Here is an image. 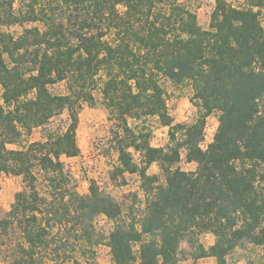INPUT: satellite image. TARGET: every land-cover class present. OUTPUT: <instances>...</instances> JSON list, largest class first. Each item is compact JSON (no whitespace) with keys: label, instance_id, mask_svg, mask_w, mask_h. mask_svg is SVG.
<instances>
[{"label":"trees","instance_id":"1","mask_svg":"<svg viewBox=\"0 0 264 264\" xmlns=\"http://www.w3.org/2000/svg\"><path fill=\"white\" fill-rule=\"evenodd\" d=\"M214 2L204 30L179 0H0V174L23 182L0 207L9 264H97L101 245L112 264H231L251 248L261 250L247 264H264V0ZM162 79L192 88L195 122H174ZM98 103L117 154L108 184L138 181L120 197L93 180L81 194L63 160L79 155L80 113ZM151 119L169 129L167 145H151ZM38 128L44 140L26 143Z\"/></svg>","mask_w":264,"mask_h":264},{"label":"rangeland","instance_id":"2","mask_svg":"<svg viewBox=\"0 0 264 264\" xmlns=\"http://www.w3.org/2000/svg\"><path fill=\"white\" fill-rule=\"evenodd\" d=\"M189 9L196 13L198 22L204 30L209 29L210 15L214 9V0H179ZM236 6L246 0H231ZM264 26V12L262 16ZM34 25H27V27ZM14 34H20L23 31L21 26H14L10 29ZM162 85L166 90V100L168 110L175 123H193L199 117L198 108L193 101V90L188 85L174 86L167 79H162ZM51 90L55 94L65 92L64 83L54 85ZM1 94V87H0ZM99 97V96H98ZM99 100V99H98ZM152 135L151 145L162 147L169 142V129L159 124L157 119H151ZM218 122V113H213L207 118L205 129V141L207 146L213 141L216 133ZM53 128H65L67 126V115L56 117L52 120ZM111 122L108 120V111L104 105L98 103L91 108L84 106L80 113V124L77 131V142L80 153L77 157L66 158L63 160L70 170L73 179L77 184L78 191L83 194H89L90 181H96L102 188L108 190L115 196H123L129 191L138 190V181L134 176H128L129 184L125 187L118 188L108 184V171L117 164V154L111 150ZM44 140L43 132L40 128L34 129L31 135L26 137V143ZM110 151V152H109ZM138 158V157H137ZM180 167L185 171L196 169L195 164L187 163L183 160ZM149 174L159 173L157 165L149 169ZM23 189L21 177L0 174V207L9 208V203L13 200L15 194ZM95 228L97 231L108 234L112 229V223L105 217L96 219ZM17 238V237H16ZM202 244L209 248L214 243V237L211 234H205L201 237ZM261 249L257 252L253 248L248 250H238L229 260L231 264H247L248 259H254L258 256ZM97 264H112L109 250L105 245L96 248ZM8 256V255H7ZM8 258L0 254V264H9ZM180 264H214L213 259H202L197 262L192 260L184 261Z\"/></svg>","mask_w":264,"mask_h":264},{"label":"built area","instance_id":"3","mask_svg":"<svg viewBox=\"0 0 264 264\" xmlns=\"http://www.w3.org/2000/svg\"><path fill=\"white\" fill-rule=\"evenodd\" d=\"M205 144H206V141L204 140V143H203V145H202V146H203V147H205Z\"/></svg>","mask_w":264,"mask_h":264}]
</instances>
